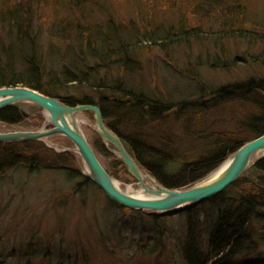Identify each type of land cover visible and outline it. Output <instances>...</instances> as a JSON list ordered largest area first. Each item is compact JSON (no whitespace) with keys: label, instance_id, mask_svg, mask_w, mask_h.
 I'll use <instances>...</instances> for the list:
<instances>
[{"label":"rangeland","instance_id":"1","mask_svg":"<svg viewBox=\"0 0 264 264\" xmlns=\"http://www.w3.org/2000/svg\"><path fill=\"white\" fill-rule=\"evenodd\" d=\"M19 1L0 0V69L6 66L18 74L29 70L28 53L38 62L41 78L62 95L67 94L61 87L68 94L86 91L94 98L96 91L107 95L117 87L159 108L170 106L171 112L160 120L145 105L143 114L117 111L123 134L149 143L155 154L165 153L163 166L169 175L226 141L228 152L229 145L259 136L249 126L253 116L264 118L259 105L264 98V0H91L93 5L82 7L72 0H25L21 7L30 18L25 34L11 29L4 18ZM224 6L242 10L246 31L239 30L241 35L232 30ZM141 21L146 29L169 32H178L182 25L184 38L166 40L160 34L165 41L161 47L162 43L136 38L138 44L134 38L143 29ZM100 33L116 36L119 44L128 42L129 52H107L104 60L96 56L88 40ZM75 71L80 81L65 83ZM253 79L260 84L252 89L257 95L244 87ZM236 84L241 90L214 97L213 90ZM18 105L23 122L0 121L1 132L43 127L37 108L28 102ZM82 115L81 130L103 166L123 189L132 185L137 190L139 179L113 168V158L97 146L93 112ZM259 128L264 133V125ZM69 139L55 134L40 140L51 150L33 144L28 149L12 146L16 148L10 151L9 144L0 143V264H189L184 247L191 235L197 253L207 251L209 231L220 213L217 205L208 204L209 198L200 202L202 206L194 204L198 215L190 218L183 209L158 214V219L151 209H118L95 181L82 182L88 171ZM104 145L120 158L116 148ZM259 152L261 159L264 149ZM29 159L37 162L28 166ZM259 159L226 188L232 189L226 200L232 198L235 207L241 196L254 197L260 204L258 211L249 212L245 240L225 264H264V170L253 168Z\"/></svg>","mask_w":264,"mask_h":264},{"label":"trees","instance_id":"2","mask_svg":"<svg viewBox=\"0 0 264 264\" xmlns=\"http://www.w3.org/2000/svg\"><path fill=\"white\" fill-rule=\"evenodd\" d=\"M24 1L25 0L19 1V3L16 6H14V8L11 11L4 14V18L6 24H8V26L11 29L23 31V33L25 34L26 31L29 30V29L27 30V28L28 25L30 24V18L27 15V12L24 11L21 7L23 4H25ZM33 1H37V0H33ZM218 1H223V0H218ZM71 3L77 4L78 6L82 7L85 5H93L95 1L72 0ZM218 7H220V5ZM225 8L226 7L224 6V9ZM226 10L228 15L227 20H231L232 22V28H233L232 30L236 28L237 31L239 32L238 35H241L242 32H240L239 30L246 31V28L242 27V25L244 24V17L243 14L241 13L242 10H240L241 12L240 11L238 12L234 9H232L231 11L228 8H226ZM141 23L143 29L139 30V32H136L134 39L140 38L141 41L144 40L147 44L162 43L158 46L161 47L163 45V42L165 41L163 37H159L160 34H163L166 40L171 38L172 40L176 41L179 37L184 38L182 25H180L181 27L180 28L181 33H180L179 32L180 30L178 32L177 31L169 32L168 30L163 28L159 30H156L153 27L151 29H146V27L144 26V22L141 21ZM138 24L139 23H137V25ZM224 26L225 24L223 22V27ZM245 33L249 34L248 32ZM100 34L95 36L93 41H90V39L88 40L90 50H92V53H94L96 56L98 57L102 56L100 58L104 60L105 56H107L106 55L107 52H113L115 55L121 54L124 51L129 52L130 48L128 47L129 46L128 42L119 44L120 40L114 39L116 36L112 34H104V33H100ZM261 34L264 36V30L263 32H261ZM251 35H252L251 38L255 37L253 33H251ZM136 41L139 44V39H136ZM117 44H119V46L115 47L117 46ZM132 48L133 47L131 46V50ZM26 55H27L26 58L31 60L30 63L31 68L29 70H25L21 74H18V73L10 72L9 68H7L6 66L2 67V69H0V86H17V85L26 86L35 89L39 92L42 91L41 93L51 97L58 98L61 101L70 105H75L78 103H95L100 107L105 123L108 126H110L112 129H114L116 133L121 137L126 149L132 155V157L137 161V163L144 170H146L148 173L153 175L160 183H162L167 187H172V188L181 187V186L188 187L194 184L195 182L203 179L205 176H207L208 173H210L213 169H215L218 165H220L232 152H234L240 145L244 143L243 141L235 145L231 144L229 145L230 147H228V149L230 148V150L228 152H225V149L227 148L226 146H228L229 143L226 141L222 146H219L218 148L211 150V152H209L207 156H205L204 158H201L198 161H191L185 163L183 168L180 170V173H177L175 175H169L167 172L168 170L163 166V159H164L163 154L165 153L161 152V154H155L153 151H150V149L152 150V147L149 143L144 142L143 140H141L140 138L134 135L127 136L123 134L122 131L118 128L117 123L120 122L121 118L117 111L121 110L122 111L121 114L124 113L127 114L129 113L128 111L130 110H137L139 111V114H143L144 108L142 106L145 105L148 107L150 113L155 117L159 118L160 120L164 118L162 114L164 113L169 114L171 112L172 108L170 106H166L165 108L163 107L159 108L155 105L153 101L147 99L146 97L144 98L140 94H132V93L126 94L117 87H114L115 90H112V92L108 91L109 94L107 95L104 92L96 91L94 95L95 98L92 95L88 94L86 91H80L79 96L71 95L68 94L70 93L68 92V89L65 88L62 89L61 87L60 92H64L67 94V95H62L61 93L57 92L59 91V89L57 90L56 87H53L52 83L50 84L49 82H45L41 78L40 76L41 71L38 68L39 67L38 62L35 61V59H33L31 55L30 57L28 53H26ZM74 73H75L74 77L70 76L65 78V83L68 82L73 83L74 81L75 82L80 81L81 77L79 76V72L75 71ZM249 83L250 84L244 86L245 90L250 89L252 92L250 94H256L254 91H252V89L259 88L260 84L255 82L254 79ZM237 86L238 84L233 85L230 88L227 87L218 88L217 90H213V95L214 97L216 96V98L219 99L230 96L231 94L236 93V91L241 90V89L239 90L235 89L237 88ZM259 100H260L259 105L262 109L264 116V98H260ZM31 105L32 107L37 108L40 120L43 121L44 114L42 109L38 105L35 104L34 105L31 104ZM89 112L92 114L91 111ZM255 116H253V118L250 120L252 124L250 123L249 128L253 129V131L255 130L256 132L259 131L258 132L259 134L257 135H260V133L263 132V128H259V126L261 124L264 125L263 124L264 118L262 119L260 115H257L256 119H254ZM21 117H22L21 111L18 103L0 108V121L3 123L21 124L23 122ZM99 136L100 135L97 134V138H96L97 146L100 148L102 153H104L106 156L113 158L111 163L112 167L119 170L121 168L122 171L130 175L123 161L120 158H118V156H115L111 152L110 154L107 151V149L104 147L105 145L103 144ZM18 143L19 142H6L5 144H9L7 145L8 149L6 150L16 148V147L13 148L12 146H18V148L28 149L33 144L35 145L40 144L41 148L45 150L53 149L51 147L46 146V144L40 140L25 141L21 144ZM35 161L37 162V160ZM28 162H29L28 166L34 165L33 162H30V159ZM104 167L106 168V170L110 175L115 176L114 173L111 172L106 166ZM253 168L257 172L263 171L264 157L259 159L255 163V166ZM78 173L80 174V171ZM82 177H83L82 178L83 183H87L90 181L87 175L83 174ZM230 190L232 191L231 188L224 189L222 192L209 198L208 204L212 207L214 204L217 205V207H215V205L214 207L220 213L217 214V220L213 222L212 228L209 231L210 233H209L208 247L206 252L202 253V255H199L196 251V248L191 244V242L193 241V235L189 237L190 241H188V243L184 247L185 248L184 253L186 255V258L188 259L187 262H189V264H208L209 262L211 264H225L226 263L225 258L229 255L231 256L232 254H234L237 244L238 243L240 244V242L245 240L244 238L245 228L250 222V217H251L249 215V212L255 209L257 210L258 205L260 203L254 197L243 198L241 196L240 199H238V202L241 203L238 204V207H235V205H233V202L235 201H232V198L229 199L228 201L226 200L225 195L229 193ZM110 202L114 207L118 209H122V205L112 200H110ZM218 203L222 205H218ZM202 204L200 203L198 207L202 206ZM196 208L197 206L194 207L193 205L183 210L187 213L188 218H190L194 214H195L194 217L198 215L197 212L195 213ZM151 215L154 219L159 218V215L154 212H151ZM213 259L214 261L212 262Z\"/></svg>","mask_w":264,"mask_h":264},{"label":"water","instance_id":"3","mask_svg":"<svg viewBox=\"0 0 264 264\" xmlns=\"http://www.w3.org/2000/svg\"><path fill=\"white\" fill-rule=\"evenodd\" d=\"M20 101L32 102L42 107L45 116L46 114L49 115L47 120L54 127L48 128L46 131H0V142L43 140L55 134L67 136L81 155L83 165L88 171V176L92 177L116 202L133 209H151L157 213H168L200 203L202 200L222 192L228 185L233 183L251 165L252 156L264 149V133H262L258 137L245 142L233 152L225 167L217 175L205 177L183 189L169 188L158 182L151 186L143 185L142 192L146 193L147 196L139 197L121 190L116 185L114 178L98 160L90 144L77 127L74 114L80 111L92 110L93 117L97 123L95 131L101 137L114 142L117 154L127 170L137 179H141L138 163L127 151L117 134L105 126L101 109L98 105L92 103L69 105L55 97L21 85L0 87V108Z\"/></svg>","mask_w":264,"mask_h":264},{"label":"bare ground","instance_id":"4","mask_svg":"<svg viewBox=\"0 0 264 264\" xmlns=\"http://www.w3.org/2000/svg\"><path fill=\"white\" fill-rule=\"evenodd\" d=\"M17 86H20V85H17ZM35 90V89H34ZM58 99V98H57ZM60 100V99H59ZM61 101V100H60ZM20 102H22V101H20ZM61 102H63V101H61ZM16 103H19V102H16ZM15 103V104H16ZM28 103H30V104H35V103H32V102H28ZM65 103V102H64ZM67 104V103H66ZM78 104H85V103H78ZM35 105H37V104H35ZM70 105V104H69ZM76 105V104H75ZM40 107V106H39ZM41 109H42V107H40ZM42 111H43V109H42ZM86 111H91V112H93L92 110H86ZM86 111H80V112H78V113H75L74 114V119L76 120V124H77V127H78V129H79V131L82 133V135L86 138V140L88 141V139H87V137L85 136V134L82 132V130H81V121H83V113L85 114V112ZM44 112V111H43ZM101 113H102V111H101ZM102 117H103V114H102ZM49 118V115H47L46 114V116H45V114H44V120L42 121V123L44 124L43 125V127H41V128H39V129H37V130H41V131H46L48 128H51V127H54L52 124H51V122L50 121H48L47 119ZM94 118V117H93ZM68 122H70V121H68ZM103 122H104V124H105V126L108 128V129H110V130H112L115 134H117L116 133V131L114 130V129H112L110 126H108L106 123H105V121H104V118H103ZM97 123L95 122V125H96ZM95 129H96V126L94 127V131H95ZM96 132V131H95ZM97 134H99V133H97ZM117 136H118V138L120 139V141L124 144V142L122 141V139H121V137L117 134ZM101 137V136H100ZM69 139V138H68ZM101 139H102V142H103V144L105 143V144H107V145H109V147H113V148H116V146H115V144H114V142L113 141H111L110 139H107V138H103V137H101ZM70 140V139H69ZM71 141V140H70ZM72 142V141H71ZM73 143V142H72ZM88 143L90 144V146H91V148H92V150L94 151V153L96 154V150H95V147L93 146V145H91V143L88 141ZM125 146V145H124ZM105 148H106V146H104ZM107 149V148H106ZM107 151L110 153V149L108 150L107 149ZM128 151V150H127ZM116 153H117V151H116ZM111 154V153H110ZM231 155V154H230ZM230 155L228 156V157H230ZM132 156V155H131ZM227 157V158H228ZM259 157H260V152H257V153H255L253 156H252V159H251V161L252 162H254V161H256L257 159H259ZM98 158V157H97ZM134 159V158H133ZM98 160H99V158H98ZM135 160V159H134ZM100 161V160H99ZM136 161V160H135ZM229 161V158L227 159V160H225L224 161V163L222 162L221 164H220V166H217V168L216 169H214V170H212V172L210 173V175H208L207 177H211V176H214V175H217L224 167H225V165L227 164V162ZM101 162V161H100ZM137 162V161H136ZM252 167V166H251ZM106 169V168H105ZM249 169V168H248ZM247 169V170H248ZM86 170V169H85ZM107 171V170H106ZM246 171V170H245ZM244 171V172H245ZM108 172V171H107ZM244 172H242V174L244 173ZM241 174V175H242ZM87 175V174H86ZM140 175H141V179H139L138 180V182H139V187H138V189L137 190H134V189H132L133 188V186L132 185H127L126 186V188L125 189H123L122 188V186H120L121 185V183L118 181V180H116V179H114L115 180V182H116V185L120 188V189H122L123 191H125V192H127V193H132V194H134V195H136V196H139V197H145V196H147V194L145 193H143L142 191V189H143V185H145V186H151V185H153V184H155L156 183V181L158 182V183H160L153 175H151L150 173H147L144 169H140ZM88 176V175H87ZM112 176V175H111ZM89 177V179H90V181L89 182H87V183H95L94 182V180H93V178L92 177H90V176H88ZM112 177H114V176H112ZM206 177V176H205ZM204 177V178H205ZM203 178V179H204ZM239 179V177L235 180V181H237ZM234 181V182H235ZM233 182V183H234ZM96 184V183H95ZM161 185H163L162 183H160ZM232 184V183H231ZM230 184V185H231ZM230 185H228L227 187H229ZM163 186H165V185H163ZM167 187V186H166ZM226 187V188H227ZM101 188V187H100ZM169 188H172V187H169ZM176 189H183V188H180V187H175ZM225 188V189H226ZM102 189V188H101ZM103 190V189H102ZM104 191V190H103ZM104 193L106 194V196L108 197V199L109 200H112V201H115L109 194H107L105 191H104ZM116 202V201H115ZM116 203H118V202H116ZM179 210H182V209H179ZM178 211V210H177ZM154 213H156V214H162V213H157V212H155V211H153ZM168 213H170V212H168Z\"/></svg>","mask_w":264,"mask_h":264}]
</instances>
